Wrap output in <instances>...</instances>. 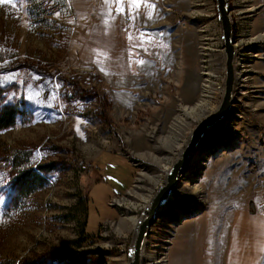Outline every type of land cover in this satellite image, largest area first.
I'll return each mask as SVG.
<instances>
[{
	"label": "rangeland",
	"instance_id": "rangeland-1",
	"mask_svg": "<svg viewBox=\"0 0 264 264\" xmlns=\"http://www.w3.org/2000/svg\"><path fill=\"white\" fill-rule=\"evenodd\" d=\"M93 1L0 5V110L18 112L0 130V264H129L137 224L129 220L142 218L191 133L223 100L216 0H148L164 15L158 31L167 47L146 56L153 71L130 86L114 77L117 15L105 32L111 22L92 21ZM228 4L244 77L236 59L232 113L192 154L146 238L145 251L157 256L145 264H171L177 228L203 214L226 224L232 214L230 264L245 256L264 264V40L253 41L264 34V0ZM27 170L44 186L24 197L17 179Z\"/></svg>",
	"mask_w": 264,
	"mask_h": 264
},
{
	"label": "crops",
	"instance_id": "crops-1",
	"mask_svg": "<svg viewBox=\"0 0 264 264\" xmlns=\"http://www.w3.org/2000/svg\"><path fill=\"white\" fill-rule=\"evenodd\" d=\"M92 3L93 7L96 6L92 21H100V18H102L101 21L103 22L106 20L111 22L108 23L107 27H102L105 32L106 29H110L111 32L114 30L115 25L112 22L116 19H113V15H117L120 34L119 52L121 53L122 63L118 69V75L112 76L118 77L117 81L121 85L130 86L135 83L141 71L148 70L151 73L153 66L146 56L161 53L167 47L159 41L161 35L158 31L159 24L162 22L161 18L164 15L158 13L157 7L154 11L145 8L144 0H141V7L138 10L130 8L128 0H124L123 5L115 2L114 6L105 4V0H95ZM121 6L125 9L123 14L117 12V9ZM149 11H151V19H148ZM130 12H133L136 16L134 20L129 18ZM167 18L168 14L165 13V19ZM98 28L94 23L92 30L95 31ZM129 35L132 36V40L128 39ZM132 59L135 61H132ZM139 60H143L144 63H136ZM131 189L128 187L126 193ZM239 210L249 211L243 207H239ZM258 213L264 215L262 211ZM221 216H218V214H203L182 222L177 228L171 254V264H230V259L226 253V245L230 243L233 216L230 215L227 224L223 223L225 216ZM248 257L238 259L243 264H249Z\"/></svg>",
	"mask_w": 264,
	"mask_h": 264
},
{
	"label": "water",
	"instance_id": "water-1",
	"mask_svg": "<svg viewBox=\"0 0 264 264\" xmlns=\"http://www.w3.org/2000/svg\"><path fill=\"white\" fill-rule=\"evenodd\" d=\"M222 26V37L224 41V54L226 57V80H225V93L223 100L218 110L207 120H205L199 128L194 131L186 144L185 149L180 153V157L171 166V169L166 174V183L158 189V192L152 198L150 204L139 224L136 227V237L133 247L130 252L129 264H142V250L146 238L151 228L156 223L160 216V211L171 203L174 198L177 188H179L180 178L185 174L192 154L199 147L204 139V136L209 130L217 127L222 123L227 113L231 109L233 102V93L235 90V69L234 61L236 50L234 47V29L232 19L230 17V8L228 0H216Z\"/></svg>",
	"mask_w": 264,
	"mask_h": 264
},
{
	"label": "trees",
	"instance_id": "trees-1",
	"mask_svg": "<svg viewBox=\"0 0 264 264\" xmlns=\"http://www.w3.org/2000/svg\"><path fill=\"white\" fill-rule=\"evenodd\" d=\"M18 116L16 109L4 107L0 110V130L12 128ZM44 179L34 170L21 172V177L17 179L19 192L22 196L28 197L44 186ZM90 239L88 236L86 240Z\"/></svg>",
	"mask_w": 264,
	"mask_h": 264
},
{
	"label": "bare ground",
	"instance_id": "bare-ground-1",
	"mask_svg": "<svg viewBox=\"0 0 264 264\" xmlns=\"http://www.w3.org/2000/svg\"><path fill=\"white\" fill-rule=\"evenodd\" d=\"M257 9H254V11H256ZM250 11V10H249ZM244 13V11H241V15H244L243 14ZM246 13V12H245ZM248 14V13H247ZM231 17V16H230ZM232 19V18H231ZM232 23H233V21H232ZM233 29H234V23H233ZM262 41V40H264V34H261L260 36H258L257 38H255L253 41L255 42H257V41ZM242 42L243 41H241V42H239L238 44L236 43V45H235V43H234V47H235V50H236V55H237V57L235 56V60L237 59V64L240 66L239 67V69H238V71H237V73H238V81H241V79L240 78H243L244 77V75H243V73L245 72L244 70H245V68L243 67V65H242V56L239 54V50L241 49V47H240V45H242ZM245 45V44H244ZM234 69H235V61H234ZM237 69V68H236ZM242 69V70H241ZM244 69V70H243ZM236 71V70H235ZM240 77V78H239ZM240 79V80H239ZM246 82V80H244L243 81V83L242 84H244ZM239 85H240V82H239ZM239 85H238V87H239ZM241 86V85H240ZM235 96H236V73H235V90H234V93H233V102H232V105H231V109H230V111L227 113V115H226V118L225 119H227V117H229L230 116V114L232 113V106H233V103H234V101H235ZM237 108V107H236ZM191 111V110H190ZM191 114V113H190ZM192 134V133H191ZM191 162V161H190ZM190 164V163H189ZM189 167V166H188ZM171 169V168H170ZM169 169V170H170ZM188 169V168H187ZM166 181V180H165ZM165 183L166 182H164V185H165ZM162 187V186H161ZM172 200V199H171ZM150 204V203H149ZM171 204V203H170ZM170 204L168 205V206H166V207H164L161 211H160V216H161V213L165 210V209H168L169 208V206H170ZM148 207V206H147ZM160 216H159V218H160ZM158 218V219H159ZM157 219V220H158ZM130 222H132V224L133 225H135L136 223V227L138 226V224H139V220L137 221L135 218H131L130 220H129ZM157 222V221H156ZM156 224V223H155ZM147 240V239H146ZM146 244H147V241H145V244H144V246H143V250H142V264H145L146 262V260L148 259V261L150 262V263H152V260L150 259V258H148L147 256L149 255V254H151V256L155 259L156 258V256H157V254H156V252H147V251H145V246H146ZM148 253V254H147Z\"/></svg>",
	"mask_w": 264,
	"mask_h": 264
},
{
	"label": "snow or ice",
	"instance_id": "snow-or-ice-1",
	"mask_svg": "<svg viewBox=\"0 0 264 264\" xmlns=\"http://www.w3.org/2000/svg\"><path fill=\"white\" fill-rule=\"evenodd\" d=\"M112 2H116L118 4L123 5L124 0H105V4H108L109 6L111 5ZM128 3H129L130 8H134L136 10H138L141 7V0H128ZM3 4H12L13 6H15L13 3V0H0V5H3ZM144 6H145V8L151 9L152 11H154L155 7H156V5L154 3H151V4L148 3V0H144ZM124 11H125V9L123 6H121L117 9V12L119 14H123ZM129 18L134 20L136 18V16L133 12H130ZM148 19H151V11L148 12ZM106 23H107V21H106ZM128 39L132 40V36L129 35ZM105 58H106V56H105ZM97 63H100V62L97 61ZM136 63L143 64L144 61L139 60V61H136ZM101 71H105V69L103 67H101Z\"/></svg>",
	"mask_w": 264,
	"mask_h": 264
},
{
	"label": "built area",
	"instance_id": "built-area-1",
	"mask_svg": "<svg viewBox=\"0 0 264 264\" xmlns=\"http://www.w3.org/2000/svg\"><path fill=\"white\" fill-rule=\"evenodd\" d=\"M116 202H117V201H116V199H115V200L112 202V204H113V205H115V204H116Z\"/></svg>",
	"mask_w": 264,
	"mask_h": 264
}]
</instances>
